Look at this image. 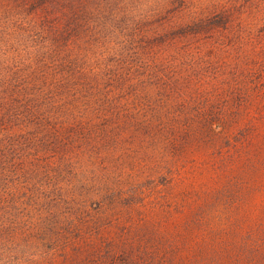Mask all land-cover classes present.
Listing matches in <instances>:
<instances>
[{"label":"rangeland","instance_id":"rangeland-1","mask_svg":"<svg viewBox=\"0 0 264 264\" xmlns=\"http://www.w3.org/2000/svg\"><path fill=\"white\" fill-rule=\"evenodd\" d=\"M0 264H264V2L0 0Z\"/></svg>","mask_w":264,"mask_h":264},{"label":"trees","instance_id":"trees-1","mask_svg":"<svg viewBox=\"0 0 264 264\" xmlns=\"http://www.w3.org/2000/svg\"><path fill=\"white\" fill-rule=\"evenodd\" d=\"M264 2V0H257V3L260 5V4H262ZM58 84H60V86L61 87H63V86H65L64 85V81L61 79V78H59L58 79V82H57ZM75 85H74V87H75V89H78V82L76 81L75 83H74ZM95 86H97V84H95ZM50 88V87H49ZM76 95V92H74V94H72V96L74 97ZM49 97L50 96H57V93H50V95H48ZM27 101L30 103V102H33L32 103V105L35 103V102H38V101H36V99L35 98H28L27 97ZM63 99V101H69V100H67L66 98H62ZM74 112H77L78 111V109L77 110H73Z\"/></svg>","mask_w":264,"mask_h":264}]
</instances>
